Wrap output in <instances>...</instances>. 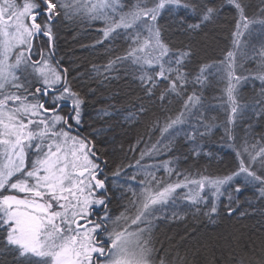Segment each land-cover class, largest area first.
Masks as SVG:
<instances>
[{
  "label": "snow or ice",
  "instance_id": "obj_1",
  "mask_svg": "<svg viewBox=\"0 0 264 264\" xmlns=\"http://www.w3.org/2000/svg\"><path fill=\"white\" fill-rule=\"evenodd\" d=\"M260 4L249 15L247 0H0V264L8 255L10 264H192L187 255L169 258L154 241L159 221L182 218L180 201L212 224L225 195L229 215L249 187L264 201V133L254 131L264 120V0ZM222 15L234 23L218 60L193 68L191 45L174 47L165 38L166 31L197 35ZM61 18L99 22L96 45L118 37L126 42L122 54L93 66L101 82L120 65L133 70L144 98H158L162 106L173 97L181 102L177 114L148 125L147 140L140 136L129 146L139 151L134 163H116L111 179L126 175L131 196L115 215L109 160L92 134H83L85 98L55 56L54 26ZM37 41L46 46L38 48ZM250 80L260 82L259 91L242 102L240 88ZM214 82L220 92L214 99L227 116L221 139L231 142L237 160L222 176L181 169L173 155L182 135L192 157H212L202 142L218 119L210 115L216 106L204 103ZM249 110L253 123L237 143L233 130ZM148 111L141 103L124 118L138 123ZM226 264H264V241L257 248L235 239Z\"/></svg>",
  "mask_w": 264,
  "mask_h": 264
},
{
  "label": "trees",
  "instance_id": "obj_2",
  "mask_svg": "<svg viewBox=\"0 0 264 264\" xmlns=\"http://www.w3.org/2000/svg\"><path fill=\"white\" fill-rule=\"evenodd\" d=\"M248 14H253L261 7L260 0H247ZM166 20L162 19L161 24ZM231 15H222L213 25H209L202 32L192 37H187L179 32L166 31L165 38L174 47L191 45L195 55L193 56L192 67L199 63H207L218 60L230 45V32L233 27ZM102 25L96 22L93 25L82 23L79 20H64L61 18L54 26L55 33V56L61 65L69 69V79L76 90L81 92L85 98L83 106V134H92L96 142L97 150L103 154L102 158L109 160V165L105 175L109 176L108 187L112 197L109 208L112 213L118 214L121 205L131 192L124 189L126 175L122 174L115 182L111 179V173L115 169L116 163L123 162L125 165L134 163L133 157H139V151L135 153L128 151L129 146L136 143L140 136L147 140L148 125L159 116L175 115L178 113L181 102L178 98H170L171 102L164 101L163 106L158 98L148 100L144 98L139 82L134 79L133 70L117 65L110 74L111 78L102 82L93 72V66H102L110 58L123 53L127 47L122 38L114 41H107L104 45H96L100 39L98 29ZM95 45V47H93ZM46 46V42L37 41V47ZM260 82L250 80L240 88L242 102H251L259 91ZM159 93H157L158 97ZM205 105H215V109L210 115H215L216 127L212 133L205 137L204 152L212 153L210 158L201 154L200 157H192L189 154V145L184 142L181 135L178 137L176 152L174 156L180 157L179 167L189 169L193 172L200 171L211 176H222L234 170L237 166L235 152L227 146L230 141L222 140L225 136L224 125L227 121L225 112L219 107L220 101L214 99L220 95L219 87L208 88L205 93ZM143 103L149 109L138 123L125 120V116L130 111H135ZM107 109L109 115L104 116L101 110ZM252 112L245 113V118L238 120L233 130L237 143L245 135V129L249 123H253ZM231 127V126H229ZM256 133H264V120L254 125ZM159 136L157 131L153 136V141ZM144 144L139 147L144 148ZM187 157V159H184ZM132 169L127 175L132 174ZM163 173L161 172V175ZM175 179V177H173ZM124 185L123 188L118 187ZM232 185V191L235 188ZM255 189L249 187L238 194L239 204H233L234 211L228 213L227 196L222 198L218 204V215L214 216L216 223L212 224L203 215V211L194 214L186 209V202L182 201L181 207L177 209L182 218L161 220L154 229V241L160 248L161 253L165 250L169 252V258L176 253L187 255L192 264H211L215 257L216 264H226L228 257V246L235 239H239L241 244L254 242L259 248L261 241H264V201L254 195ZM234 195H236L234 193ZM122 196L124 199H122ZM187 213V214H185ZM241 213H245L241 215ZM171 213H169V216ZM3 259L6 264H10L11 256Z\"/></svg>",
  "mask_w": 264,
  "mask_h": 264
},
{
  "label": "rangeland",
  "instance_id": "obj_3",
  "mask_svg": "<svg viewBox=\"0 0 264 264\" xmlns=\"http://www.w3.org/2000/svg\"><path fill=\"white\" fill-rule=\"evenodd\" d=\"M179 203H180V205H181V204H182V201H180Z\"/></svg>",
  "mask_w": 264,
  "mask_h": 264
}]
</instances>
